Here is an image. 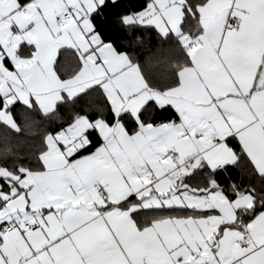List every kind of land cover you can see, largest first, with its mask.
<instances>
[{
	"label": "snow or ice",
	"instance_id": "6c2138e0",
	"mask_svg": "<svg viewBox=\"0 0 264 264\" xmlns=\"http://www.w3.org/2000/svg\"><path fill=\"white\" fill-rule=\"evenodd\" d=\"M0 264H264V0H0Z\"/></svg>",
	"mask_w": 264,
	"mask_h": 264
}]
</instances>
